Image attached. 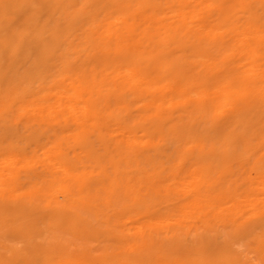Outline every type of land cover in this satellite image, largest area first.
Wrapping results in <instances>:
<instances>
[{
    "label": "bare ground",
    "instance_id": "1",
    "mask_svg": "<svg viewBox=\"0 0 264 264\" xmlns=\"http://www.w3.org/2000/svg\"><path fill=\"white\" fill-rule=\"evenodd\" d=\"M0 264H264V0H0Z\"/></svg>",
    "mask_w": 264,
    "mask_h": 264
}]
</instances>
